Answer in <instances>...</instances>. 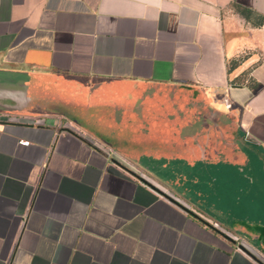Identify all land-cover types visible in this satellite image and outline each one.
<instances>
[{
    "label": "crops",
    "instance_id": "1",
    "mask_svg": "<svg viewBox=\"0 0 264 264\" xmlns=\"http://www.w3.org/2000/svg\"><path fill=\"white\" fill-rule=\"evenodd\" d=\"M0 264H264V0H0Z\"/></svg>",
    "mask_w": 264,
    "mask_h": 264
},
{
    "label": "water",
    "instance_id": "2",
    "mask_svg": "<svg viewBox=\"0 0 264 264\" xmlns=\"http://www.w3.org/2000/svg\"><path fill=\"white\" fill-rule=\"evenodd\" d=\"M23 76H25V77H27V75L26 74H24ZM24 85V84H23ZM222 102L225 104V106H228L229 105V103H228V100L226 99V98H223L222 99ZM142 180V179H141ZM143 181V180H142ZM164 195V194H163ZM167 196V195H166ZM172 202H174L176 205H178L179 207H181L183 210H185L186 212H188L189 214H191V215H193V216H195L196 218H198V219H200L198 216H196L193 212H191L189 209H187L185 206H183L182 204H180L179 202H177L176 200H174L173 198H171V197H169V196H167ZM201 221H203V222H205L204 220H202V219H200ZM205 224H207L208 226H210L207 222H205ZM223 236H224V238H226L227 240H229V241H233L229 236H227V235H224L223 234ZM238 248L239 249H241L242 251H244V252H246L247 254H248V252H247V250L242 246V245H238Z\"/></svg>",
    "mask_w": 264,
    "mask_h": 264
},
{
    "label": "built area",
    "instance_id": "3",
    "mask_svg": "<svg viewBox=\"0 0 264 264\" xmlns=\"http://www.w3.org/2000/svg\"><path fill=\"white\" fill-rule=\"evenodd\" d=\"M35 123H42L43 122V119L42 118H39V119H36L34 120ZM20 144L22 145H26L27 144V141H22V140H19ZM108 152H110V150H108Z\"/></svg>",
    "mask_w": 264,
    "mask_h": 264
},
{
    "label": "flooded vegetation",
    "instance_id": "4",
    "mask_svg": "<svg viewBox=\"0 0 264 264\" xmlns=\"http://www.w3.org/2000/svg\"><path fill=\"white\" fill-rule=\"evenodd\" d=\"M174 199V198H173ZM175 200V199H174ZM177 201V200H176ZM177 202H179V201H177ZM180 203V202H179ZM181 204V203H180ZM183 205V204H182ZM184 206V205H183ZM232 239V238H231ZM233 241H234V239H232Z\"/></svg>",
    "mask_w": 264,
    "mask_h": 264
},
{
    "label": "rangeland",
    "instance_id": "5",
    "mask_svg": "<svg viewBox=\"0 0 264 264\" xmlns=\"http://www.w3.org/2000/svg\"><path fill=\"white\" fill-rule=\"evenodd\" d=\"M260 52H261V51L258 50V53H260ZM256 54H257V53H256ZM256 54H255V55H256ZM257 55H258V54H257Z\"/></svg>",
    "mask_w": 264,
    "mask_h": 264
}]
</instances>
